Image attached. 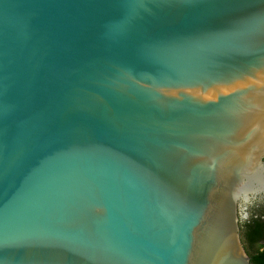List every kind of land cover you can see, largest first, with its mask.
Returning <instances> with one entry per match:
<instances>
[{"label":"water","instance_id":"water-1","mask_svg":"<svg viewBox=\"0 0 264 264\" xmlns=\"http://www.w3.org/2000/svg\"><path fill=\"white\" fill-rule=\"evenodd\" d=\"M264 0H0V264H250Z\"/></svg>","mask_w":264,"mask_h":264},{"label":"trees","instance_id":"trees-1","mask_svg":"<svg viewBox=\"0 0 264 264\" xmlns=\"http://www.w3.org/2000/svg\"><path fill=\"white\" fill-rule=\"evenodd\" d=\"M241 241L250 264H264V215L257 213L239 225Z\"/></svg>","mask_w":264,"mask_h":264},{"label":"rangeland","instance_id":"rangeland-1","mask_svg":"<svg viewBox=\"0 0 264 264\" xmlns=\"http://www.w3.org/2000/svg\"><path fill=\"white\" fill-rule=\"evenodd\" d=\"M264 204V200H260V199H255V200H251L246 206H243V216L245 219H248L250 216L256 214L258 211V206L263 205Z\"/></svg>","mask_w":264,"mask_h":264},{"label":"flooded vegetation","instance_id":"flooded-vegetation-1","mask_svg":"<svg viewBox=\"0 0 264 264\" xmlns=\"http://www.w3.org/2000/svg\"><path fill=\"white\" fill-rule=\"evenodd\" d=\"M257 199H260V200H264V195H261V196H258ZM258 212L257 213H262L264 215V204L263 205H260L258 206ZM256 213V214H257ZM247 219H241V216H239V225L242 224L244 221H246Z\"/></svg>","mask_w":264,"mask_h":264}]
</instances>
